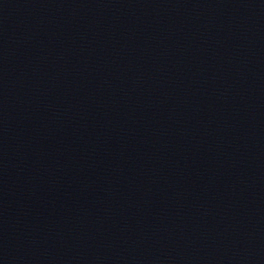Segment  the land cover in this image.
I'll list each match as a JSON object with an SVG mask.
<instances>
[{"label": "water", "instance_id": "95a60500", "mask_svg": "<svg viewBox=\"0 0 264 264\" xmlns=\"http://www.w3.org/2000/svg\"><path fill=\"white\" fill-rule=\"evenodd\" d=\"M0 264H264V0H0Z\"/></svg>", "mask_w": 264, "mask_h": 264}]
</instances>
